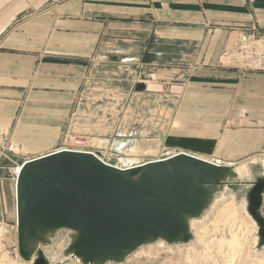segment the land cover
I'll return each mask as SVG.
<instances>
[{"label":"crops","instance_id":"0c3cea01","mask_svg":"<svg viewBox=\"0 0 264 264\" xmlns=\"http://www.w3.org/2000/svg\"><path fill=\"white\" fill-rule=\"evenodd\" d=\"M253 27L264 32V0H0V134L21 156L54 150L103 35L198 42L211 60L207 46L221 53ZM237 72L193 71L164 138L169 151L226 165L264 153V71Z\"/></svg>","mask_w":264,"mask_h":264},{"label":"rangeland","instance_id":"374dc122","mask_svg":"<svg viewBox=\"0 0 264 264\" xmlns=\"http://www.w3.org/2000/svg\"><path fill=\"white\" fill-rule=\"evenodd\" d=\"M50 7L36 11L51 14ZM31 14H24L19 22ZM248 34L239 33L221 53L217 46H207L211 60L198 42L161 44L162 40L152 37L115 40L101 36L60 138L66 133L86 136L105 157L123 164L183 151H169L164 138L176 126L174 115L188 78L194 70L208 66L230 68L239 71L241 77L255 72L239 68L256 69L254 63L243 60L241 50L255 47L264 53V38ZM138 83L144 84L140 90H136ZM262 159L264 153L232 165L233 170L224 178L226 183L212 194L201 214L188 219L191 238L187 242L157 239L129 251L120 262L103 264H264V240L247 209L251 182L264 179ZM241 164L246 169L243 174L237 172ZM14 198L13 182L0 179V264H31L32 260L26 261L18 254ZM260 213L264 217V191ZM73 236L70 229H56L39 248L51 264H81L65 254Z\"/></svg>","mask_w":264,"mask_h":264},{"label":"water","instance_id":"95a60500","mask_svg":"<svg viewBox=\"0 0 264 264\" xmlns=\"http://www.w3.org/2000/svg\"><path fill=\"white\" fill-rule=\"evenodd\" d=\"M143 87L138 83L136 90ZM231 170L184 151L129 169L90 151L30 157L16 182L18 254L31 264H51L37 243L60 228L74 232L65 254L82 264L120 262L157 239L187 242L188 219L201 214ZM251 183L247 209L264 240V179Z\"/></svg>","mask_w":264,"mask_h":264},{"label":"built area","instance_id":"2783aa9c","mask_svg":"<svg viewBox=\"0 0 264 264\" xmlns=\"http://www.w3.org/2000/svg\"><path fill=\"white\" fill-rule=\"evenodd\" d=\"M248 37L252 36V38H264V32H261L256 27H253L250 32H248ZM246 38L245 36L243 39ZM259 41V39H258ZM241 57L243 60L250 61L255 64L256 69L249 68L247 66H239L240 70L248 72L256 71V70H264V53L256 49H247L241 50ZM96 145V144H94ZM90 144L88 137L75 134V133H66L62 136L61 142L58 145V150H68V151H78V152H86L90 151L97 154L104 162L116 166L121 169H129L134 166L140 165L144 162H128L127 164H123L118 159L116 162H112L111 159L105 157L99 147ZM167 154L165 157L169 156ZM18 152L16 149V145L10 141L3 134H0V179L7 178L14 185H16V181L20 172V168L24 161L29 157L22 156L19 159ZM130 163V164H129ZM20 166V167H19ZM19 168V170H18Z\"/></svg>","mask_w":264,"mask_h":264},{"label":"bare ground","instance_id":"6f19581e","mask_svg":"<svg viewBox=\"0 0 264 264\" xmlns=\"http://www.w3.org/2000/svg\"><path fill=\"white\" fill-rule=\"evenodd\" d=\"M59 145V144H58ZM58 145H57V147H58ZM55 148L54 150H58L59 148ZM16 149H17V151L19 150V148H18V146H16ZM54 150H52V151H54ZM52 151H50V152H52ZM179 152V151H178ZM188 153V152H187ZM40 155V154H39ZM198 156V155H197ZM25 157H27V156H25ZM30 158V157H29ZM152 160H155V159H152ZM263 165H264V162H263ZM232 166V165H231ZM20 167V166H19ZM18 170H19V168H18ZM17 182V181H16ZM13 192H14V196H15V194H16V185H14L13 184ZM14 200H15V198H14ZM14 213H15V221H16V207H15V204H14ZM40 243H43V242H40ZM40 243L38 242L37 243V248H39L40 247ZM74 261H77V260H74ZM79 261V260H78ZM80 262V261H79ZM81 263V262H80ZM61 264V263H60ZM62 264H64V263H62ZM67 264H76V262H69V263H67ZM82 264V263H81Z\"/></svg>","mask_w":264,"mask_h":264},{"label":"flooded vegetation","instance_id":"af4514ba","mask_svg":"<svg viewBox=\"0 0 264 264\" xmlns=\"http://www.w3.org/2000/svg\"><path fill=\"white\" fill-rule=\"evenodd\" d=\"M251 185L253 186V184H250V186H251Z\"/></svg>","mask_w":264,"mask_h":264}]
</instances>
